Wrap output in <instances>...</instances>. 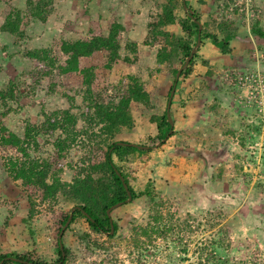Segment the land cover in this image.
I'll use <instances>...</instances> for the list:
<instances>
[{
	"label": "rangeland",
	"instance_id": "1",
	"mask_svg": "<svg viewBox=\"0 0 264 264\" xmlns=\"http://www.w3.org/2000/svg\"><path fill=\"white\" fill-rule=\"evenodd\" d=\"M76 1L70 4L52 0L45 22L26 18L21 26L24 39L16 45H12L11 37L0 34V90L8 80L16 78L13 94L18 96L17 102L7 101L4 106L0 100V137L5 135V129L23 138L26 125L38 128L52 111L70 109L77 118L66 133L72 141L59 127L40 132L35 138L36 146L21 144L27 160L46 162L49 175L51 172L61 183H69L81 165L100 162L105 147L98 144L97 129L86 120L89 113L87 102L81 101L84 86L80 76L52 74L47 78L42 76L43 64L29 61L22 53L47 48L51 57L60 59L61 40L103 36L112 21L121 23L124 31L119 34V42L121 48L126 42L135 45L134 62L118 63L107 71L102 68L107 54L98 50L80 59L79 67H95L91 90L103 100L114 97L117 86L125 83L128 75L139 74L144 83L153 82L149 107L132 105V129L120 131L113 141L148 148L149 152L134 153L129 162L115 163L126 175L132 191L142 190L146 182H151L155 200L148 202L139 197L131 204L125 202L114 208L110 220L116 221L120 230L111 238L96 234L83 220L76 219L71 230L88 234L91 248L79 243L73 232H65L71 253L65 264H191L212 240L228 242L229 254L236 259L248 261L256 256L264 261V38L249 32L255 21L264 29V0H203L197 1L198 5L185 1L200 16V23L232 22L237 38L231 44V58L219 55L213 57L214 62L204 59L207 65L198 59L194 62L190 96L182 94L190 101V119L185 117L183 99L176 105L172 103L174 135L162 145L150 146H141L155 133L148 118L162 112L174 75L160 70L167 81L163 90H158L163 75L156 72L152 62L156 49L163 44L161 39L146 37L147 24L154 20L157 5L163 0H92V7L86 1ZM25 2L0 0V24L11 9L24 12ZM175 14L183 17L180 10ZM125 53L123 49L120 52L122 56ZM208 71L209 77L205 75ZM37 77L38 84L34 85ZM245 134L247 141L240 139ZM56 139L64 140L67 147L62 158L57 155ZM189 152L191 160L185 157ZM9 159L22 162L24 158L19 148L0 143V254L31 252L33 243L37 259L49 263L55 260L52 248L56 230L73 202L61 195L43 199L41 189L13 180L5 170ZM52 178L50 175L45 183L52 182ZM28 199L34 204V215L23 223ZM154 213L184 222L187 227L174 232L172 238L148 239L142 230ZM175 237L185 245V254L178 251L181 245L172 242ZM180 258L183 261H178Z\"/></svg>",
	"mask_w": 264,
	"mask_h": 264
},
{
	"label": "trees",
	"instance_id": "2",
	"mask_svg": "<svg viewBox=\"0 0 264 264\" xmlns=\"http://www.w3.org/2000/svg\"><path fill=\"white\" fill-rule=\"evenodd\" d=\"M184 0L185 11L182 10L181 0H163L157 5V14L154 20L147 24V39L158 38L162 40V44L156 49L152 64L155 66L156 72L160 70L170 71L172 74L181 67L185 58L188 56L190 50L195 44L197 36V23L200 24L199 40L200 46L204 41L209 42L214 48H216L219 54L223 57H232L231 44L236 41L237 28L236 26L227 20H220L218 22H201L200 16L194 11L193 8L187 6ZM52 0H40L33 3L30 0H26L24 12L20 10L11 9L4 17L3 22L0 24V34L11 37L12 45H16L24 39V30L21 29L25 23L26 18L38 20L39 22H45L46 17L50 14L49 8ZM199 2H203L200 0ZM180 10L183 17L179 18L175 11ZM177 27L178 31L169 30L170 27ZM123 32V27L118 22L112 21L103 36H92L86 40L77 39L74 41L61 40L58 46V51L61 54L60 59L50 56V50L45 48L25 50L22 56L26 59L35 60L36 62L43 64L42 76L47 78L52 74L59 77L69 74H78L81 78V84L84 86V96L81 101H86V109L88 115L86 120L88 124L97 129L98 144L105 147L102 160L97 163H85L78 168L75 176L69 183H61L58 178L50 172L52 175V182L45 183V180L49 175V166L46 162L37 161L35 159H28V155L21 148V144H36L35 138L40 132H48L57 129H63L65 134L69 132V128H73L77 118L70 112V109H64L61 112L52 111L48 116H44V121L38 128L30 127L26 125L23 130V138H19L18 135L12 134L9 130L2 131L5 135H1L0 143L4 146L19 148V151L24 158L22 162H18L16 159H9L5 163V170L15 181H20L24 186H32L36 189H41V197L43 199L47 197H53L55 195H61L66 200L73 202V207L79 208L72 213L71 219L61 234L60 243L62 246L63 258L60 256V250L58 248V240L55 238L54 246L52 248V257L55 256L54 262H45L37 259L35 256V246L32 243L33 250L31 252H23L21 254L9 253L0 254L1 264H65L70 259V247L68 245V239L64 236V233L69 231L73 232L74 236H77L79 243L87 249L91 248L88 244L89 235L82 231H75L73 224L76 219L83 220L89 227V229L96 234L106 235L107 238L115 236L120 228L116 221L111 220L112 234H109V220L113 210L109 212V216L106 215V210L116 204H125L127 198L125 191L120 183L116 173L122 177L126 189L130 194V201L128 204L139 197H144L148 202H154L155 197L152 194L151 182H146L142 190L137 192L132 191L127 181L126 175L121 171L117 163L129 162L132 159L134 153H145L149 151L138 150L130 146H118L116 143L131 144L124 141H113L115 135L120 131H130L133 127V119L131 114L132 105H140L148 108L150 105L149 93L143 88V82L139 74H133L126 76V82L117 86L114 97L103 100L99 94H93L91 87L94 84L95 79V67H79V61L82 58L90 57L94 52L100 50L104 51L106 55V62L102 65L104 70L113 69L118 63L131 64L135 59V45L133 43L126 42L121 48L119 42V34ZM250 34L259 39L264 38V29L258 26V22L255 21L250 29ZM126 53L122 56L121 50ZM198 49L193 54L187 67L182 70L176 80L174 92L170 100L168 109L169 117L173 125V111L172 103L174 93H176V86L180 79L187 77L191 71L194 62L198 59L202 65H207L206 60L199 59L197 55ZM206 76H210L211 73L205 72ZM38 77L36 78L34 85L38 84ZM174 82V75L172 76L171 85ZM17 84V79L8 80L3 88L0 90V100L3 106L7 101H18V96L13 94V89ZM122 85V86H121ZM171 86L169 87L165 95V104L162 112L159 115H151L148 118L149 123L154 124L155 133L146 138V143L141 146H150L156 143L163 144L162 140L165 138L169 131V124L166 120L165 105L168 98V94ZM254 129V128H253ZM256 133L259 132L258 128L254 129ZM174 135L172 131L167 137L170 138ZM71 135L66 134V139L72 141ZM246 134L240 139H244ZM90 137V136H88ZM107 141H109L107 143ZM247 141V140H246ZM36 146V145H35ZM57 155L59 158L64 157V149L67 148L64 144V140H57L55 142ZM185 157L192 159L191 152L187 153ZM262 160H264V150L261 154ZM115 159V160H114ZM87 161V160H86ZM84 163V161H83ZM82 163V164H83ZM67 167L70 168L69 165ZM213 175H210V179ZM33 202L28 199V210L26 217L22 220L23 223H28L34 215ZM68 215H65L61 221L60 226L56 230V237ZM148 222L143 228V234L155 238H172L174 232L180 231L187 227L184 222L177 220L171 221V218L164 219L158 213H154L150 217ZM72 226V227H71ZM28 233H32L29 231ZM75 233V234H74ZM63 239V240H62ZM172 242H177V245H181L178 251L180 254H185L187 249L185 245L181 243V239L175 237ZM92 247H97L92 244ZM200 254L195 263L191 264H264V261L260 260L256 256L248 258V261H244L241 258L236 259L229 254L230 246L228 242L222 240H212L208 246H205L200 250ZM7 258H15L19 262H13ZM178 261H183L180 258Z\"/></svg>",
	"mask_w": 264,
	"mask_h": 264
},
{
	"label": "water",
	"instance_id": "3",
	"mask_svg": "<svg viewBox=\"0 0 264 264\" xmlns=\"http://www.w3.org/2000/svg\"><path fill=\"white\" fill-rule=\"evenodd\" d=\"M181 5H182V9L185 11L184 0H181ZM200 29H201L200 24L197 23V36H196L195 44H194V46L192 47V49L190 50L188 56L185 58V60H184L183 64L181 65V67H180V68L175 72V74H174V82H173V84H172V86H171V88H170V91H169V94H168V98H167V101H166V105H165V111H166L165 116H166V120H167V122H168V124H169V131H168L167 135L165 136V138L162 140V142H164V141L167 139V137H168V136L171 134V132H172V122H171L170 117H169L168 109H169V105H170V100H171L172 95H173V92H174V87H175V84H176V80L178 79V76H179L180 72H181L182 70H184V69L187 67L189 61L191 60L193 54L196 52V50H197V48H198V46H199V44H200V40H199V32H200ZM116 145H118V146H125V145H127V146H130V147L136 148V149H138V150H146V149H148V148H146V147L135 146V145H133V144L116 143ZM158 145H159V144H157L156 146H158ZM116 175H117V177L119 178L120 183H121V185H122V187H123V189H124V191H125V194H126V196H127V198H126V200H125V202L127 203V202L130 201V194H129V192H128L127 189H126V185L124 184V181H123L122 177L119 175V173H116ZM120 205H121V203H116V204L110 206V207L106 210V212H105L106 215L109 216V212H110L111 210H113L114 208L120 206ZM74 210H79V208H77V207H73V208H71V209L69 210V214H68V216H67V219H66V221H65L64 224H63V226L61 227L60 231H59L58 234H57L58 248H59L60 253H61V254H60L61 258H63L62 246H61V243H60L61 234L63 233L64 229H65L66 226L68 225V223H69V221H70V219H71V216H72V213H73ZM109 234H112V224H111V220H109ZM7 259H9V260H11V261H13V262L24 263V262L19 261L18 259H15V258H7ZM1 263H2V261H0V264H1Z\"/></svg>",
	"mask_w": 264,
	"mask_h": 264
},
{
	"label": "crops",
	"instance_id": "4",
	"mask_svg": "<svg viewBox=\"0 0 264 264\" xmlns=\"http://www.w3.org/2000/svg\"><path fill=\"white\" fill-rule=\"evenodd\" d=\"M61 2H64V3H72V4H75L76 2H78V1H76V0H60ZM83 3H85V1L87 2V3H89V5H91V7L94 5V4H92V0H81ZM197 1L199 2V0H190V3L191 4H193V2H194V4L195 5H198L197 4ZM190 4V5H191ZM119 24H121V23H119ZM122 25V24H121ZM122 27H124V26H122ZM123 31H124V29H123ZM122 33V32H121ZM120 33V34H121ZM204 44H202L201 46H199V50H198V55L199 54H202L201 56L199 55V58L201 59V60H204V59H212L210 62H214V59H213V57H215V58H217L216 56H219L220 54H219V52H218V50L216 49V48H214L209 42H203ZM200 47H202V48H200ZM206 47V50H204V48ZM216 50V51H215ZM221 56V55H220ZM221 57H223V56H221ZM211 64H213V63H211ZM209 65V64H208ZM193 68H194V66H193ZM158 74H162L163 75V78H162V82L160 83V85H159V87H158V90H163V87L165 86V81H167V77H166V75H165V73L162 71H160V72H157ZM132 74V73H131ZM158 74H157V76H158ZM133 75V74H132ZM191 76H193V71H191V73L187 76V77H185V78H183V79H180L179 80V82H180V85H179V82H178V86L176 87V93H175V96L173 97V104L174 105H176L179 101H181V99H183V105H182V107L184 108V109H186L185 110V117L189 120L190 118H188V117H190V101H188L186 98L184 99L183 98V95L182 94H184V93H186V94H188L189 96H190V81H191ZM151 78L153 79V80H155V78H154V76H151ZM142 80V79H141ZM157 80V79H156ZM142 82H143V80H142ZM153 83V82H152ZM151 81H150V83L149 84H146V83H144L143 82V88H144V90L146 91V92H148L149 93V91L151 90V88H150V86H151ZM159 94V93H158ZM149 95H150V93H149ZM151 96V95H150ZM161 96V95H160ZM154 97V96H153ZM155 97H159L158 95H156ZM154 100H155V98H154ZM178 101V102H177ZM181 103V102H180ZM174 110H175V108L172 106V111L174 112Z\"/></svg>",
	"mask_w": 264,
	"mask_h": 264
}]
</instances>
